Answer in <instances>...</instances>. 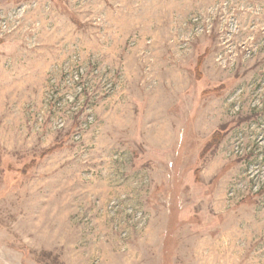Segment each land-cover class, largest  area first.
Instances as JSON below:
<instances>
[{
    "label": "rangeland",
    "instance_id": "rangeland-1",
    "mask_svg": "<svg viewBox=\"0 0 264 264\" xmlns=\"http://www.w3.org/2000/svg\"><path fill=\"white\" fill-rule=\"evenodd\" d=\"M0 264H264V0H0Z\"/></svg>",
    "mask_w": 264,
    "mask_h": 264
},
{
    "label": "trees",
    "instance_id": "trees-1",
    "mask_svg": "<svg viewBox=\"0 0 264 264\" xmlns=\"http://www.w3.org/2000/svg\"><path fill=\"white\" fill-rule=\"evenodd\" d=\"M216 137H217V136H216V134H215V136H213V138H212L211 144L213 143V141H214V142L217 141V140H216Z\"/></svg>",
    "mask_w": 264,
    "mask_h": 264
}]
</instances>
